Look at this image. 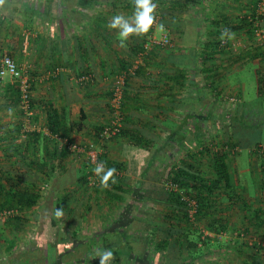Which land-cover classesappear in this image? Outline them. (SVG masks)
<instances>
[{"label": "crops", "instance_id": "obj_1", "mask_svg": "<svg viewBox=\"0 0 264 264\" xmlns=\"http://www.w3.org/2000/svg\"><path fill=\"white\" fill-rule=\"evenodd\" d=\"M128 2L132 4L130 0H118L114 5L106 0H99L94 5L88 0H53L52 3L48 0H6V5L0 10V59L3 55L11 56L29 76L33 99L30 119L12 116L10 109L15 97L10 86L13 81L10 77L0 80V164L5 163L3 167L0 165V170L4 171V175L0 172V178L3 176L10 185L15 182L20 186L40 187L41 195H46L41 197L61 198L66 193H71L69 197L72 198L112 197L106 191L102 193L104 188L98 193L89 192L79 182L91 166L84 153L70 151L66 142L86 144L94 141L95 128L109 119V92L112 82L120 77L115 76L112 81L114 74L109 75L114 70L118 72L117 56L135 58L130 49L137 36H130L122 44L117 30L110 29L108 24L115 15L132 17L134 6L126 8L124 3ZM182 2L185 7L182 8L181 20L194 19L201 29L204 25L208 26L210 19H228L229 23L239 24L244 17L251 16L258 4L257 0ZM260 24L264 26V18ZM160 28L167 33L175 32L173 41L181 40L180 33L174 28ZM151 35H147L145 42ZM229 40L233 42L229 54H242L244 57L228 68L235 73L233 75L242 74L258 62L257 57L250 56V52L255 51L249 46L252 42L245 29L231 34ZM153 47L149 52V64L143 63L142 70L131 75L125 87L128 98L125 99L124 115L125 120H131L139 130L142 127L150 137L166 139L171 133V128H168L171 124L166 127V132L161 133L160 128L165 126L160 127L159 123L178 120L165 113L166 104L193 95L196 101L198 96L190 88L180 87L174 80H168L167 77L175 75V68L166 64L170 71L164 73L163 66L157 65L160 59H156L160 47ZM188 50L182 45L180 51L174 53ZM86 75L91 77L90 80L80 82V78ZM239 85L234 93L243 97L245 88L243 84ZM52 109L57 111L59 121L63 123L60 134H53L47 128L48 111ZM175 112L182 114L183 111L178 108ZM200 112H203L202 108ZM200 112L196 117L202 114ZM79 122H83L80 129L73 126ZM33 132L40 133V136L32 135ZM63 148L66 149L64 156L61 153ZM101 149L110 159L127 165L124 175L130 176V179L123 183V189L128 190L130 187L127 184L132 182L140 185L137 169L133 170L131 166L136 148L127 139H108ZM141 151L139 148V153ZM45 186L47 188L43 189ZM118 193L122 195L120 197H130Z\"/></svg>", "mask_w": 264, "mask_h": 264}, {"label": "trees", "instance_id": "obj_2", "mask_svg": "<svg viewBox=\"0 0 264 264\" xmlns=\"http://www.w3.org/2000/svg\"><path fill=\"white\" fill-rule=\"evenodd\" d=\"M88 1H91V4L94 5L98 3L99 0ZM106 1L109 4L114 5L118 0ZM130 1L132 4L129 2L124 3L126 4L125 7L128 9L134 6V0ZM159 1L163 0H153V3L157 4ZM172 1L173 3L170 9L164 10V8H161L162 12L161 14H158L160 16L158 25L163 27V29L174 28L181 36V40L178 41L179 44L188 47L189 50L185 53H170L165 62L158 63H161V66H163L164 73L170 71L167 70L168 64H170L168 66L175 68V70H173L175 75L170 76V78L166 75L165 76L168 80H174L180 87L190 88L191 91L198 96L196 100L197 102L193 95L185 97L179 102L174 99L166 104L167 109L166 111L164 110L165 113L172 115L174 119L177 118L180 120L176 122L170 120L169 124L172 125H168V128H171V133L167 135L166 139L150 137L142 127L139 130V128H135V125L132 124L131 120H125V99L128 98L125 87L130 80L131 75L142 70L144 67L143 63L146 65L149 64L148 58H150V51L143 56L142 64H138L137 68L133 69L135 61L137 60L136 58H138L139 54L144 51V44L146 43L145 38L150 32H152V27L148 33L137 36V40L130 49L135 58H122L117 56L119 66L117 68L118 72L115 73L114 70V74L115 76L124 75L122 103L119 108L121 126L119 127L118 132L109 139H117L118 137L127 139L128 142L136 148L134 151H138L140 148L151 152L152 148L156 146L160 147V151H157L156 153L155 151L152 152L150 157H153H151V159L149 158L147 166H144L141 172H138L140 185L137 186L134 184V188L136 190L138 189L139 193L135 190L130 191V189L127 190V188L123 189V183L125 184L130 179V176L124 175V173L127 172V165L124 164V162L110 159L108 154L103 151L99 156V161L104 163L106 169L114 168L116 170L113 177L115 183H113L112 180H109L108 187L104 188L101 186L99 179V185L96 186L94 190L98 193L100 189L104 188V191L112 196L107 197L109 202L123 199V197H120L122 195L118 192L125 194V196H130L125 210L128 214L131 213L134 202H155L156 200L167 206L170 213L163 214L165 224H161L159 228L157 227L155 229L150 222V217L144 218L142 216L138 218L134 217L133 214H130L129 216L132 215L131 219L129 217L127 223L124 225L118 226L112 231L107 228L102 229L97 234L93 235L89 241L84 240L82 217H75V221L68 223L71 228V233H68L67 231V236L58 241V244H62V247L60 248L61 258L70 255V257H73L74 261L83 258L86 259L88 264H95L96 260L91 256L93 251L92 244L94 241L95 243L99 242L100 248H97V251L102 253L104 251H111L113 253V257L107 262V264H130L133 262H142L143 264H194L195 260L202 256L203 249L201 246H209L211 245V242L214 241H210V238L204 235L203 231H197L198 229H195V227L193 229L192 226H194L197 221L203 220L206 224L207 230L218 235L228 231L227 219H215L211 214L213 209H216L217 207L215 205L217 203L215 197H225L226 200H230L233 204H236L235 202L238 200V203L240 202L243 208H247L245 210L250 214V223H252V225L258 230L264 226V208L248 207L247 201L242 198L243 195L236 192V187L232 183L228 165L227 158L229 152L224 148L236 149L238 148V145L243 149H246L249 146L260 147L261 133L257 135L252 131L255 128L246 123L249 119L246 121H235L234 115L241 113L245 102L240 101L235 103V111L233 114H221L217 115L218 117L216 116V113L212 112V108L208 106L210 98L213 96H222L223 93V90L220 87V82H218V80H221V77L224 76L221 72V62H218L219 58L221 60L225 59L227 62L225 67H228L230 64L236 63L244 57L242 54H229V48H231L233 44V42L229 40V36L231 34H236L239 29H245L249 39L254 40V31L257 27L255 26V21L259 23L258 26H262L260 23L264 18V14L263 12L258 13V4H256L255 10L251 13V16L244 17L240 20L239 24L229 23L228 19H223L222 21L210 19L207 21L209 22V31H207L206 34L207 38L206 40H202L205 31L201 29L200 24L194 19H188L186 21L181 20L179 17L184 13L182 8L185 7V3H183L182 0ZM48 2L52 3L53 0H48ZM258 2L259 0H257V3ZM5 5L6 0H0V10H2ZM158 15L155 10L154 22ZM97 17L96 18L100 20V16ZM182 25L184 28H182ZM225 31H227L229 35H225L222 39L221 35ZM188 34H191V37L188 38ZM254 50L255 51L252 53L250 52L251 58L253 56L258 58V62L252 66L254 69L253 72L255 71V73H253L254 79L257 88L260 92L264 93V53L259 46ZM115 83L112 85L113 87L109 92L108 101V109L111 113L112 119L110 120L111 122H108L106 125L97 126L95 128L94 141L97 143H99L101 139V134L104 131V128L111 126L115 119L113 115L114 109L111 104ZM30 89L32 91V85ZM10 90L12 91V95H14L13 97H15V103L13 106L19 105L20 91L18 86L13 83L10 86ZM206 102L208 103L206 104ZM207 107L210 111L208 116H206V114H201L196 117L201 108L203 109ZM32 108L33 99L31 100V109ZM178 108L183 111L182 114H180V112H175ZM47 116L48 130L53 134H60L63 129V123L59 121L57 111L52 109L48 111ZM30 117H28V119H30ZM194 118H196L197 123L191 124L190 120ZM221 121L224 122V125L222 126H220ZM163 123L164 122L159 123V126H164ZM82 124L83 122L74 123L73 126L80 129ZM212 127H215L216 129L214 130ZM20 128L21 124L19 126V129ZM31 134H37L40 136V133L33 132ZM217 134H221L223 147L210 151L206 145L202 146L205 144V140L214 138ZM172 141H174V143H172ZM193 144L200 145L201 149H191ZM175 150L179 155L185 153V156L189 158L188 161L181 159L180 162H177V159H174L173 156L175 153L173 151ZM161 151L165 152V156L169 154L171 161L164 159L159 163L158 161L162 157ZM61 153L63 156L66 155V149L63 148ZM134 153L135 152H132L131 154ZM206 154L210 156L211 176L208 177L203 174L200 167L201 158ZM255 154L258 156L260 168L262 173H264V150L262 149L261 151L255 152ZM87 166L89 165H86L85 167ZM151 171H153L152 175H150ZM87 172H89V170ZM87 172H84V175L79 179V182L82 183L83 186H86L88 182ZM1 173L4 175V171H1ZM261 185L264 188V181H261ZM70 194L71 193H66L63 197L55 201L52 217V224L54 226H57V216L55 215L56 210L59 209L61 212H68V209H71L70 201L72 200V197H69ZM41 196L42 195L37 186H20L15 182L10 185L7 180L5 181L3 176L0 178V210L2 212L31 209L34 206L39 205L43 198ZM47 200L48 198L46 201ZM192 200L196 205L195 213L193 214V218H195L196 221H192L190 215L191 207L189 201ZM22 220L23 218L21 216L13 215L6 225L10 222L8 227L10 228V225H12L14 228L17 227V224L15 223H20ZM142 220L144 222H142ZM9 228L8 230H10ZM246 231L248 232L249 230ZM107 234L111 237L105 239ZM5 242L8 244L6 247L7 251H10L16 245L15 241L12 239H7ZM38 242L39 243H36L37 245H35L37 246L36 248L42 246L41 243H43L42 240H39ZM87 242L90 243V246H92L91 248L85 249V252L78 248L80 246L86 248L87 246H85V244H87ZM214 242H217L216 246L218 247L219 241ZM237 243L240 244L238 241ZM51 244L54 246L56 243ZM261 248H264V245L261 246ZM28 250L29 251L22 253L25 257L28 255L30 257H36L38 255V259L42 260L44 258L40 256L39 253L34 252V249ZM38 259L34 258L32 262L38 263ZM39 264L43 263L39 262ZM244 264H261V261L259 259L255 262H249V260H247Z\"/></svg>", "mask_w": 264, "mask_h": 264}, {"label": "rangeland", "instance_id": "obj_3", "mask_svg": "<svg viewBox=\"0 0 264 264\" xmlns=\"http://www.w3.org/2000/svg\"><path fill=\"white\" fill-rule=\"evenodd\" d=\"M171 5L172 4L168 0L157 2L156 14H161V8H164V10L170 9ZM168 17L171 19L169 15ZM159 19L160 16L158 15L155 24L152 26V32L149 34H152L151 38L154 37L157 40L163 38L165 34L170 39L169 45L165 47L160 46V48L157 49L159 54H157V58H155L160 59L158 62L163 63L165 61L166 55H168L169 52L180 51L182 45L179 44V42L173 41V38H176L175 32L167 33V31H163L159 27ZM202 30L205 31L204 35L202 36V40H206V34L207 31H209V26H202ZM190 35L191 34H188V38L191 37ZM251 42L252 43L249 46H251L253 49H256L258 46L256 40L254 39ZM237 43L238 42H236V44ZM152 48L154 47L152 46L150 50H153ZM218 62H221V72L224 75L221 77V80H218L223 93L222 96H213L209 99V103L206 102V104L208 103V106L213 110L212 112L216 113L217 116L221 114H233L235 111L234 104L240 101L245 102L241 113L234 115L235 121H246L249 119V121H246V123L255 128L252 131L257 135L261 133V145L260 147L249 146L246 149L241 148L239 145L236 149H230L227 147L224 148L229 152L227 158L228 165L231 173L232 183L236 187V192L243 195L242 198L247 201L248 207L252 206L264 208V188L261 185V181H264V173H262L260 168L258 156L255 154V152L261 151L262 149L264 150V93L260 92V90L257 88L253 74V67L246 68L242 74L233 75L235 73H232L230 67H225L227 63L225 59L221 60L219 58ZM161 63H158L157 65L161 67ZM113 74L114 73H111L109 76L111 77ZM114 77L115 74L112 76V81H114ZM239 84H243L245 88L243 91V97L241 96L242 98L238 93H234V89H238V87L240 88ZM112 85H114L113 82ZM232 98H235L236 100ZM208 109V107L203 108V112L201 113L208 116L210 114ZM10 110V114L16 118L25 116L19 105L11 107ZM111 119L110 113L109 119L105 121L103 125L111 122ZM190 121L191 124L197 123L195 119H191ZM163 124L165 128H160L161 133L166 132V127L170 125L169 121L164 122ZM220 124V126H222L224 125V122L221 121ZM212 128L214 130L216 129L215 127ZM222 141L223 139L221 138V134H217L214 138L205 140V144L202 146L206 145L210 151L216 150L223 147ZM172 143H174V141H172ZM192 147L191 149L195 150L199 148L201 149V146L198 144H193ZM159 148V146L153 147L151 152L147 150H142L140 153L139 150L135 151L136 153L134 154V157L131 161L133 170L137 169V172H141L142 168L147 166L149 158L151 159V157H153H150L151 153L154 151L155 153L160 151ZM173 152H175L173 156L174 159H177V162H180L181 159L188 161L189 158L185 156V153L179 155L176 150ZM164 159L171 161L169 154L165 156L162 153V157L158 162L160 163ZM200 163L203 174L206 177L211 176L210 156L206 154L203 158H201ZM0 165L3 167L5 163L2 162ZM90 171H93L92 165L89 172ZM152 174L153 171L150 172V175ZM127 185L130 187L129 189L138 192V189L136 190L134 188L133 182ZM95 188L96 187L89 186L88 184L85 186V189L89 192H95ZM39 191H41L40 187ZM43 192H49V190H43ZM103 192L104 190L102 193ZM43 196L46 195L44 194ZM47 198L48 200L46 201ZM57 199H59V197H43L40 207L39 205H36L33 208L24 211L12 210L10 213H4L0 210V264H39V262H42L43 264H86V259L79 258L77 262L74 261L73 257H70V255H66L64 258H61L60 254V248L62 247V244H58V241H60L61 238L67 236V231L68 233H71V228L68 223L75 221V217H82L84 240L89 241L93 235L97 234L102 229L107 228L108 230L112 231L118 226L124 225L127 223L129 217L131 219L132 215L129 216L130 214H133L134 217L138 218L142 216L144 218L150 217V222L153 224V228L155 229L157 227L159 228L161 224H165L163 214L170 213L169 208L164 204L157 202V200L155 202L136 201L134 202L131 213L128 214L125 212V210L127 208L126 204L130 199L129 197H123V199L118 200L117 203L114 201L109 202L107 197H73L72 201L70 202L71 209H68V212L63 211L61 216L56 217L57 226H54L52 224V217L55 201H57ZM215 200L217 201L215 204L217 207L216 209H213L211 214L213 217H215V219H227L228 231H226L227 233L225 232L221 235H218L209 232L203 220L197 221L195 225L192 226L193 229L195 227V229H198L197 231H203V234L208 236L210 241H219V245L217 247V242L214 241H212L211 245L209 246L202 245V256L196 259L194 264H243L247 260H249V262H255L257 259L262 262L264 260V248H261V246L264 245V226L261 227L260 230L256 229L252 223H250V214L247 210H245L247 208H243L242 204L240 202L238 203V200L235 202L236 204H233V202L230 200H226L225 197H215ZM13 215H19L23 218V220L20 223H15L17 224V227L13 228V226L10 225L9 228L8 226L10 222L8 225L6 224L8 221H10ZM143 220L142 222H144ZM191 220L196 221L193 216H191ZM7 227L10 230H8ZM246 230L249 231L247 232ZM108 237L111 236L107 234L105 239ZM7 239H12L16 243L15 247L10 251H7L6 249L8 244H6L5 240L7 241ZM39 240L43 241V243H41L42 246L36 248L37 246L35 245H37L36 243H39ZM237 241L242 244L240 245L237 243ZM51 243L56 244L53 246ZM85 246L87 247L85 248L80 246L78 248L82 251L84 250L85 252V249H89L93 246L91 256L96 260L95 264H100V255L102 252L97 251V248H100L99 242L95 243L93 241L92 246H90V243L87 242ZM28 249H34V252L39 253L40 256L44 258L42 260L38 259V255L36 257H30L29 255L25 257L22 253L29 251ZM34 258L38 259V263L32 262ZM130 264L143 263L133 262ZM262 264H264V262Z\"/></svg>", "mask_w": 264, "mask_h": 264}, {"label": "built area", "instance_id": "obj_4", "mask_svg": "<svg viewBox=\"0 0 264 264\" xmlns=\"http://www.w3.org/2000/svg\"><path fill=\"white\" fill-rule=\"evenodd\" d=\"M264 12V0H259L258 2V13ZM255 40L259 47H261L264 53V28L262 26H258L259 23L255 21ZM170 39L165 34L163 38L157 40L156 38H151L144 44V51H142L137 60L135 61V65L133 69L137 68V65L141 63L142 58L145 54L149 52L152 46H162L165 47L169 45ZM10 77L13 83L18 86L20 91V100L19 107L22 110L23 114L26 117H30L33 114L31 109V100H32V91L30 89V78L24 73L16 63V61L9 55H3L0 59V80H4L5 77ZM90 76H82L80 78V82L85 83L90 80ZM123 81L124 75H120L118 77L113 91V98L111 101L112 107L114 109L113 115L115 119L112 122L111 126H107L104 128V131L101 134V139L99 143L95 141L87 142L86 144H76L72 142H66L67 148L70 151L84 153L89 163L92 165L93 171L89 172L87 175V184L92 187H96L99 185V178L94 173V168L98 163H102L99 161V156L103 152L101 149V145H103L109 138L115 135L119 127L121 126V115L119 113V108L122 103V92H123ZM47 188V186L43 187V189ZM190 204V215L193 216L195 213V202L189 201ZM12 211V210H11ZM4 213H10V211H4Z\"/></svg>", "mask_w": 264, "mask_h": 264}, {"label": "clouds", "instance_id": "obj_5", "mask_svg": "<svg viewBox=\"0 0 264 264\" xmlns=\"http://www.w3.org/2000/svg\"><path fill=\"white\" fill-rule=\"evenodd\" d=\"M155 10L156 4L153 3V0H134L132 17L129 19L123 15H115L109 22L108 27L117 30L118 37L123 44L132 35L141 36L149 32L155 20ZM225 35H229L227 31L222 33L221 38L223 39ZM115 171L114 168L106 169L104 163H98L94 168V173L100 179L101 186L104 188L108 187L109 180L115 183L113 179ZM55 215L57 217L61 216V210L57 209ZM112 257L113 253L111 251H104L100 255V264H107Z\"/></svg>", "mask_w": 264, "mask_h": 264}]
</instances>
